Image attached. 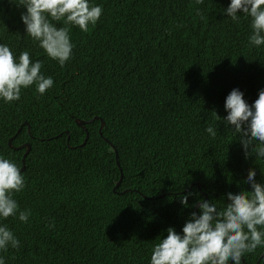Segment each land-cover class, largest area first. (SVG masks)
<instances>
[{"label": "trees", "instance_id": "16d2710c", "mask_svg": "<svg viewBox=\"0 0 264 264\" xmlns=\"http://www.w3.org/2000/svg\"><path fill=\"white\" fill-rule=\"evenodd\" d=\"M230 2L89 0L102 14L88 32L49 18L74 46L62 67L25 33L19 0H0V45L17 60L28 51L53 80L43 95L32 85L17 101L0 99V158L21 168L30 146L13 198L31 214L0 218L20 245L0 250L5 264H150L154 245L169 227L182 234L198 202L222 210L227 193L251 191L249 169L264 185V158H246L224 121L231 90L251 106L264 89V45L249 43L251 17L226 15ZM262 256L258 246L241 264Z\"/></svg>", "mask_w": 264, "mask_h": 264}, {"label": "clouds", "instance_id": "9594fccd", "mask_svg": "<svg viewBox=\"0 0 264 264\" xmlns=\"http://www.w3.org/2000/svg\"><path fill=\"white\" fill-rule=\"evenodd\" d=\"M196 3L201 4L203 0ZM17 5L26 9L21 14L25 33L62 67L71 59L74 46L68 27L58 28L49 18L57 22L63 20L65 25L78 26L82 32H88L89 25H95L102 14V7L91 5L89 0H19ZM224 11L237 23L238 13L251 17L249 43L264 45V0H231ZM41 69L42 62H33L28 51L20 53L17 60L7 45H0V99L5 103L17 101L21 90L32 85L40 95L45 94L53 86V80L46 78ZM224 108L228 113L224 121L239 135L245 157L254 153L257 158H264V89L251 106L239 89H233L225 99ZM206 131L213 137L217 134L211 126ZM255 176V170L249 169L245 182L250 184L251 191L227 193L229 203L222 210L208 201L199 203V214H190L182 234L169 227L166 238L154 245L150 264H229V261L241 264L245 253L264 246V231L258 230V226L264 228V185L257 183ZM24 188L25 178L20 167L0 158V218L18 213L21 222L28 221L30 210L19 211L13 198L14 193ZM188 195L191 193L180 198L184 207H191ZM19 246L13 232L7 226H0V250ZM262 258L264 256L259 260ZM0 264H5L2 257Z\"/></svg>", "mask_w": 264, "mask_h": 264}, {"label": "water", "instance_id": "95a60500", "mask_svg": "<svg viewBox=\"0 0 264 264\" xmlns=\"http://www.w3.org/2000/svg\"><path fill=\"white\" fill-rule=\"evenodd\" d=\"M96 119H97L96 117L92 118V119L89 120V121H82V120H78V119H76V120H75V124H76V126H78V127H80V128H81V127L83 128V126H84L86 123H91L92 121H94V120H96ZM103 126H104V122L101 121V125H100V127H99V129H98V132H99V135H100V136H101V132H102V130H103ZM18 131H19V130H18ZM66 133H68V132H66ZM87 138H88V134L86 133L85 140L83 141V143L81 144V146L85 145V143H86V141H87ZM68 139H69V138H67V143H68ZM11 140H12V139H9V141H8V145L11 144ZM106 142H108V141L106 140ZM22 147H24V146H22ZM17 149H19V148H17ZM29 150H30V147L27 146V150H26V152L24 153V155H23V157H22V167L20 168L21 171H23L24 168H25V167H24V159H25V156L27 155V153L29 152ZM116 157H117V155H116ZM117 165H118V164H117ZM121 181H122V173H121V171H120L119 180H118V182H117L115 188H118V187H119ZM115 188H114V189H115ZM199 203H201V202H198V203L195 205V208H194L195 211L198 209V207H199Z\"/></svg>", "mask_w": 264, "mask_h": 264}, {"label": "bare ground", "instance_id": "6f19581e", "mask_svg": "<svg viewBox=\"0 0 264 264\" xmlns=\"http://www.w3.org/2000/svg\"><path fill=\"white\" fill-rule=\"evenodd\" d=\"M240 32V31H239ZM236 36V35H235ZM229 39V38H228ZM239 42V41H238ZM242 44V43H241Z\"/></svg>", "mask_w": 264, "mask_h": 264}, {"label": "rangeland", "instance_id": "374dc122", "mask_svg": "<svg viewBox=\"0 0 264 264\" xmlns=\"http://www.w3.org/2000/svg\"><path fill=\"white\" fill-rule=\"evenodd\" d=\"M99 133V132H98ZM101 136H102V134H101ZM106 141V140H105Z\"/></svg>", "mask_w": 264, "mask_h": 264}]
</instances>
